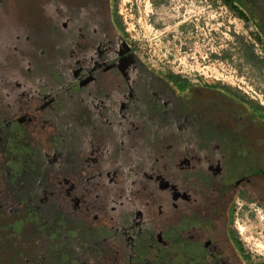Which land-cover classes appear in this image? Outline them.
I'll return each mask as SVG.
<instances>
[{"label":"flooded vegetation","instance_id":"flooded-vegetation-1","mask_svg":"<svg viewBox=\"0 0 264 264\" xmlns=\"http://www.w3.org/2000/svg\"><path fill=\"white\" fill-rule=\"evenodd\" d=\"M226 1L264 5V0ZM33 7L44 10V26L33 13L30 25L26 11L24 17L18 11ZM119 8V0H0V33L14 29L13 39L0 45V145L7 151L0 158L7 165L5 158L13 162L21 154L17 175L30 169L39 186L35 156L59 148L49 141L54 125L55 131L58 123L74 127L64 163L49 168L78 170L80 188L94 194L93 212L113 216L117 234L111 238L100 224L87 227L95 238L79 250L74 241L67 264H244L231 243L229 219L240 189L264 202V114L259 118L260 111L249 113L230 98L227 104L215 99L201 104L195 93L182 103L170 83L137 58L123 35ZM111 134L118 142L101 148L87 174L96 140ZM193 154L204 163L180 167ZM155 168L170 180L166 187L144 178ZM99 174L112 178L108 193L93 185ZM21 198L30 202L29 196ZM39 202L26 210L31 218L50 206Z\"/></svg>","mask_w":264,"mask_h":264},{"label":"rangeland","instance_id":"rangeland-1","mask_svg":"<svg viewBox=\"0 0 264 264\" xmlns=\"http://www.w3.org/2000/svg\"><path fill=\"white\" fill-rule=\"evenodd\" d=\"M119 4L121 15L118 17L121 27L125 30L123 35L137 58L148 70L167 81V84L170 83L182 103L189 100V95L194 93L199 103L215 99L217 100L215 104L221 105L223 102L227 104L226 100L230 98L243 110L245 105L249 113L260 111L256 114L257 117H262L264 5L243 6L238 2L226 0H119ZM41 8H37L38 10L36 7L28 10L21 8L18 11L21 12V17L25 16L26 11L30 25V14L33 13L42 27L44 19L41 13L44 10ZM255 10L262 14L261 19L255 16ZM18 11L15 10L16 15ZM16 15H10L7 19L14 20ZM2 19L0 14V32L4 29L1 27ZM9 30L11 31L0 33V45L4 46L3 43L13 39L14 29ZM34 31L38 36V31L36 29ZM36 61L39 62L41 59L38 58ZM179 84L184 90L182 88L177 90L180 88ZM208 88H217L220 91L212 92L208 91ZM69 105L73 106L74 103ZM73 128L67 123H58V129L55 131L54 125V136L49 141L52 144L60 143L59 148H53V153L43 150L35 156V163L41 169L35 175L36 178L38 176L37 179H42L38 180L39 186L33 185L30 169L29 172H23V176L17 175L22 169L19 165L21 162H16L17 159L10 162L9 158H5L7 166L0 158V264H67L64 257H69V247L74 241L78 243L79 250L81 244L89 243L95 238L94 230H89L94 224H100L103 227L102 231L105 234L110 233L111 238L117 234L115 218L108 214H102L98 218V213L93 212L90 204L94 199L93 193L89 190L83 192L79 188H83V175L78 170H68V165L64 167V172L68 171L65 175L63 169L55 171V168L64 163L61 157L66 146L67 149L71 147L73 136L70 134H76ZM115 136L111 134L96 140L93 154L88 157L85 164L87 174L92 169L89 168L98 162L97 153L101 152V148L118 142L119 139ZM4 148L5 144L2 143L0 154ZM206 159H208L206 164L210 165L211 159L208 157ZM202 163L204 159L199 154H193L185 156L179 165L196 167ZM213 164L216 165L217 162ZM51 165H55V168H49ZM47 168L52 177L47 175ZM16 177L17 184H8V180ZM95 178L99 180L93 183L96 191L108 193L112 178L101 174ZM144 178L156 181L163 187L170 182L159 168L152 174L147 171ZM48 181L51 184H48ZM35 187H44L42 192L45 196L41 191L35 192ZM73 187L79 188L82 195L74 194ZM59 189L63 195L69 194L71 198L63 200ZM55 193L60 197L56 198ZM23 195L29 196L30 202L29 199L27 201L22 199ZM175 195L177 197L178 194ZM40 200L49 201L50 206L44 208L43 215L35 213L38 219L31 218L26 210L33 211L35 205L32 201L38 204ZM23 202L32 205L23 206L24 204H21ZM37 223L42 226L49 223L51 225L49 232H39L36 229ZM55 227L58 228L55 229L56 235L52 243L50 233ZM229 230L232 237L242 246V251L237 249V252L244 264H264V202L255 198L246 189H240L231 204ZM61 233L63 237L60 236ZM57 236L58 238L60 236L59 240L56 239ZM61 243L65 246L60 247Z\"/></svg>","mask_w":264,"mask_h":264},{"label":"trees","instance_id":"trees-1","mask_svg":"<svg viewBox=\"0 0 264 264\" xmlns=\"http://www.w3.org/2000/svg\"><path fill=\"white\" fill-rule=\"evenodd\" d=\"M11 145H13V144H11ZM18 156V158H17V161L18 162H21L22 161V155L21 154H19V155H17ZM21 156V157H20ZM26 156H28V155H26ZM27 159V161H31L30 160V157H28V158H26ZM83 173H86V171L85 170H83ZM65 175V174H64ZM52 176V175H51ZM80 188V187H79ZM79 188H74L73 187V190H74V194L75 193H77V194H80V195H82V192L79 190ZM81 189V188H80ZM59 194H61L63 197H62V199H70L71 197H70V195L69 194H67L66 196L65 195H63L62 194V192H61V190L59 189ZM94 195V194H93ZM102 216V214H99V216H98V218L99 217H101ZM37 219H38V217H37ZM30 221H31V219H29ZM38 225V226H37ZM37 225H36V229L40 232H42V233H47V232H49V229H50V227H51V225L48 223V224H46L45 226H42V225H39L38 223H37ZM94 226H95V224H94ZM33 228H34V226H32ZM58 227H55V228H53V231H51V242L53 243L54 242V238H55V235H56V233H55V229H57ZM45 229V230H44ZM231 234V233H230ZM60 236L61 237H63V235H62V233L60 234ZM60 236H59V238H60ZM231 237H232V235H231ZM57 238H58V236H57ZM232 242V245H233V247L235 248V249H238V250H240V251H242V246H241V244L236 240V239H234L233 237H232V240H231ZM62 246V245H61ZM60 246V247H61Z\"/></svg>","mask_w":264,"mask_h":264}]
</instances>
